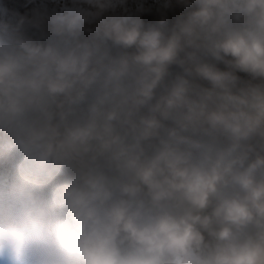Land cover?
<instances>
[{"label": "clouds", "instance_id": "1", "mask_svg": "<svg viewBox=\"0 0 264 264\" xmlns=\"http://www.w3.org/2000/svg\"><path fill=\"white\" fill-rule=\"evenodd\" d=\"M0 264H264V0H0Z\"/></svg>", "mask_w": 264, "mask_h": 264}]
</instances>
